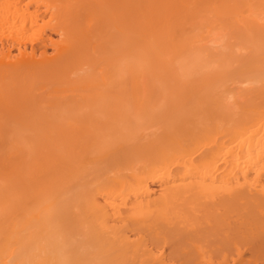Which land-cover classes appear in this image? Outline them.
I'll return each mask as SVG.
<instances>
[{
    "label": "bare ground",
    "instance_id": "bare-ground-1",
    "mask_svg": "<svg viewBox=\"0 0 264 264\" xmlns=\"http://www.w3.org/2000/svg\"><path fill=\"white\" fill-rule=\"evenodd\" d=\"M0 264H264V0H0Z\"/></svg>",
    "mask_w": 264,
    "mask_h": 264
},
{
    "label": "rangeland",
    "instance_id": "rangeland-1",
    "mask_svg": "<svg viewBox=\"0 0 264 264\" xmlns=\"http://www.w3.org/2000/svg\"><path fill=\"white\" fill-rule=\"evenodd\" d=\"M54 38H57V37H54ZM48 52H51V50H48ZM246 238H247V237H246ZM243 239H244V238H243ZM249 239H250L251 242L255 240V239H252L251 237H250ZM249 239L247 238V239L244 240V241L247 242V240H249ZM251 239H252V240H251ZM240 240H241V239H240ZM244 241H243V244H244V245H243V244L240 245V246L242 247V249H243V248H246L247 246H246L245 244H248V243H249V241H248L247 243H245ZM241 243H242V242H241ZM241 243H240V244H241Z\"/></svg>",
    "mask_w": 264,
    "mask_h": 264
}]
</instances>
